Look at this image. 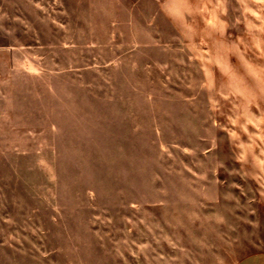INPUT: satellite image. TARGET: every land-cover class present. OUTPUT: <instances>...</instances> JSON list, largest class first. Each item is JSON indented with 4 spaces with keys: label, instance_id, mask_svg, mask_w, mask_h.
Here are the masks:
<instances>
[{
    "label": "rangeland",
    "instance_id": "1",
    "mask_svg": "<svg viewBox=\"0 0 264 264\" xmlns=\"http://www.w3.org/2000/svg\"><path fill=\"white\" fill-rule=\"evenodd\" d=\"M259 250L264 0H0V264Z\"/></svg>",
    "mask_w": 264,
    "mask_h": 264
},
{
    "label": "crops",
    "instance_id": "2",
    "mask_svg": "<svg viewBox=\"0 0 264 264\" xmlns=\"http://www.w3.org/2000/svg\"><path fill=\"white\" fill-rule=\"evenodd\" d=\"M234 264H264V250H259L244 255Z\"/></svg>",
    "mask_w": 264,
    "mask_h": 264
}]
</instances>
